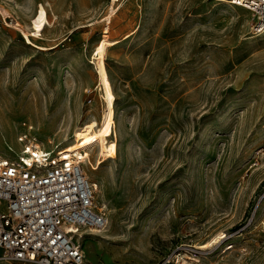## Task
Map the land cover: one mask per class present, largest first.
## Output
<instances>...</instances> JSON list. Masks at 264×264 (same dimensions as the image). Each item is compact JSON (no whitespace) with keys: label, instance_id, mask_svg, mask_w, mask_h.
<instances>
[{"label":"rangeland","instance_id":"obj_1","mask_svg":"<svg viewBox=\"0 0 264 264\" xmlns=\"http://www.w3.org/2000/svg\"><path fill=\"white\" fill-rule=\"evenodd\" d=\"M221 3L0 0V153L26 127L61 149L111 116L84 165L108 218L75 235L90 264H264V34Z\"/></svg>","mask_w":264,"mask_h":264},{"label":"built area","instance_id":"obj_2","mask_svg":"<svg viewBox=\"0 0 264 264\" xmlns=\"http://www.w3.org/2000/svg\"><path fill=\"white\" fill-rule=\"evenodd\" d=\"M217 1L251 12L254 35L264 34V0ZM26 128L17 148L0 153V261L86 264L75 235L108 223L96 201L98 185L87 177L84 159L51 153ZM180 254L162 264H179Z\"/></svg>","mask_w":264,"mask_h":264},{"label":"bare ground","instance_id":"obj_3","mask_svg":"<svg viewBox=\"0 0 264 264\" xmlns=\"http://www.w3.org/2000/svg\"><path fill=\"white\" fill-rule=\"evenodd\" d=\"M115 2H119L120 0H113ZM221 4H226L221 3ZM229 5V4H228ZM231 6V5H229ZM4 12V11H3ZM6 14V12H4ZM49 18H48V11L46 7L41 4L38 6L36 13L34 16L31 18L30 25L32 27V30L34 36H42L43 32L45 31L46 27L49 25ZM20 25V24H19ZM116 44V42L113 43H105V44H100L95 47L94 52L96 54L94 55V64L96 66V69L99 71L102 67V60L104 59L106 50L109 47H112ZM112 136V119L111 116L108 112V110L104 111V114L101 116L100 120L97 118H94L93 120H90L83 124L81 127L77 128L74 131V135L72 137L71 143L64 147V148H59L57 146L54 147L51 151L53 154L60 155L63 158L66 159H71L72 157H79L81 159H84V165L87 164L91 166L92 164L90 163V157L92 152L94 151V148L98 144H104L106 145L108 143V139ZM52 143V142H51ZM108 226V223H107ZM107 229V227H106ZM95 231V230H93ZM106 230L105 232H107ZM100 232V231H96ZM223 239V236L217 237L215 240H213L210 244L206 246H201L198 247L199 250H206L211 247H213L215 244L220 242V240ZM82 247V246H81ZM84 253V258H85V263L90 264L89 260L87 259L86 252L83 249ZM181 256L184 257V259H194L193 257H190L189 255L185 254H180ZM182 257V258H183Z\"/></svg>","mask_w":264,"mask_h":264},{"label":"crops","instance_id":"obj_4","mask_svg":"<svg viewBox=\"0 0 264 264\" xmlns=\"http://www.w3.org/2000/svg\"><path fill=\"white\" fill-rule=\"evenodd\" d=\"M5 262H6L7 264H8V263L12 264V263H11V262H9V261H5Z\"/></svg>","mask_w":264,"mask_h":264}]
</instances>
